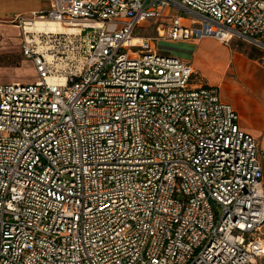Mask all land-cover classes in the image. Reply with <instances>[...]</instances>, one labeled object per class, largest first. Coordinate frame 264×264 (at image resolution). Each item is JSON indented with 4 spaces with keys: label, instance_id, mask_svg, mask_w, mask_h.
<instances>
[{
    "label": "built area",
    "instance_id": "1",
    "mask_svg": "<svg viewBox=\"0 0 264 264\" xmlns=\"http://www.w3.org/2000/svg\"><path fill=\"white\" fill-rule=\"evenodd\" d=\"M13 22L38 79L0 84V264H259L257 139L157 45L264 51V0H49Z\"/></svg>",
    "mask_w": 264,
    "mask_h": 264
},
{
    "label": "crops",
    "instance_id": "2",
    "mask_svg": "<svg viewBox=\"0 0 264 264\" xmlns=\"http://www.w3.org/2000/svg\"><path fill=\"white\" fill-rule=\"evenodd\" d=\"M48 3L49 0H0V29L9 26L20 28L13 24L15 17L46 9ZM192 42L194 41L180 43L182 48L192 52L189 56L181 55V58L189 61L195 70L200 69L207 84L219 88L220 98L237 112L240 127L257 139L263 156L261 163L264 190V54L255 55L252 52L221 47H218L219 52L212 50L209 54L202 50L200 53L199 46L202 43L212 42L204 40L199 46ZM261 234L264 237V225ZM259 264H264V258L259 260Z\"/></svg>",
    "mask_w": 264,
    "mask_h": 264
},
{
    "label": "rangeland",
    "instance_id": "3",
    "mask_svg": "<svg viewBox=\"0 0 264 264\" xmlns=\"http://www.w3.org/2000/svg\"><path fill=\"white\" fill-rule=\"evenodd\" d=\"M10 24V22H7ZM13 24H15L13 22ZM67 29V28H66ZM151 30L148 29L146 33H150ZM204 40H209L211 43H200ZM22 43V31L20 28L15 26H9L7 28L0 29V84H8L14 82H21L23 84H33L38 79V74L32 63V61L23 56L21 51ZM194 45L199 46V52L205 51V53H212V50L219 52L218 47L223 49L232 48L241 51H246L248 53L252 52L255 55H262L264 51L255 46L249 44L248 42L233 37L227 44L221 42L215 38H205L200 41L192 42ZM157 50L163 53H169L175 57H182L181 55H191V51L186 50L180 46V43L174 42H161L157 45ZM197 54V58H199ZM193 57V56H192ZM191 57V58H192ZM190 59V57H187ZM192 60V59H191ZM198 60V59H197ZM197 72V77L204 78V82L207 80L202 71L199 69L195 70ZM202 75V76H201ZM222 100V99H221ZM223 101V100H222Z\"/></svg>",
    "mask_w": 264,
    "mask_h": 264
},
{
    "label": "bare ground",
    "instance_id": "4",
    "mask_svg": "<svg viewBox=\"0 0 264 264\" xmlns=\"http://www.w3.org/2000/svg\"><path fill=\"white\" fill-rule=\"evenodd\" d=\"M27 30L36 33H58V32H76L74 29H66L62 25L52 21L35 20L31 24L27 25ZM49 60H53V56L48 53ZM51 81H58L55 77L50 78Z\"/></svg>",
    "mask_w": 264,
    "mask_h": 264
}]
</instances>
